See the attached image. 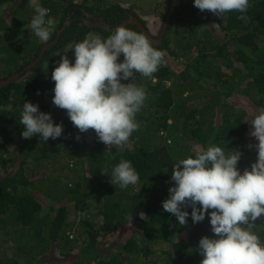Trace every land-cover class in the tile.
<instances>
[{"label": "trees", "instance_id": "1", "mask_svg": "<svg viewBox=\"0 0 264 264\" xmlns=\"http://www.w3.org/2000/svg\"><path fill=\"white\" fill-rule=\"evenodd\" d=\"M29 1L0 0V81L21 72L65 28L40 63L0 88V239L10 243L0 245V264H56L37 256L41 250L51 255L54 246L60 248L57 256L73 258L68 264H200L197 246L203 236H213L210 218L193 223L188 207L182 226L162 202L174 185L173 165L195 158L197 150L210 145L226 154L239 150L241 172L256 161L257 150L248 145L258 142L250 136V122L264 107V0H249L247 12L221 18L201 12L194 0L178 1L162 42L152 44L164 52V63L151 77L136 74L132 81L147 96L135 117L139 128L123 150L106 146L93 130L80 133L66 110L53 105L51 73L61 56L74 63L78 42L114 33L80 24L84 15L78 7L104 15L112 26L131 12L157 37L172 0L155 12L156 25L111 0H43L46 19L55 21L47 42L29 27L35 15ZM69 18L72 22L65 25ZM211 22L217 23V32ZM127 28L145 35L133 24ZM26 101L50 113L54 123L63 125V134L47 142L39 136L22 138ZM121 159L130 161L139 176L124 189L110 182ZM79 211L85 217L78 218ZM140 212L148 219H141ZM96 214L102 218L97 224ZM254 231L264 242V218ZM75 247L78 252L71 253Z\"/></svg>", "mask_w": 264, "mask_h": 264}, {"label": "clouds", "instance_id": "2", "mask_svg": "<svg viewBox=\"0 0 264 264\" xmlns=\"http://www.w3.org/2000/svg\"><path fill=\"white\" fill-rule=\"evenodd\" d=\"M30 6L36 14L29 27L47 42L55 21L46 19L49 9L39 0H30ZM249 6V0H194V7L201 12L220 18L233 11L245 13ZM127 27L118 26L106 39L93 36L78 42L73 49L74 63L61 56L51 73L53 105L66 110L80 133L93 130L100 142L121 150L139 128L135 117L147 96L146 90L132 81L136 74L151 77L165 61L163 51L155 49L145 35ZM128 80L131 82H122ZM250 123V136L258 141L248 145L257 150L250 169L241 172L237 167L242 155L239 150L226 154L216 145L197 150L195 158L190 156L173 165L170 179L174 185L162 202L163 210L182 226L187 224L188 207L193 223L204 221L206 215L210 218L213 236L199 240L197 251L203 257L200 264H264V242L254 231L257 220L264 218V107ZM20 124L24 126V139L39 136L47 142L63 134L62 124L54 123L50 113L39 111L37 104L27 101ZM138 180L132 163L125 159L113 168L110 178L121 189ZM139 215L148 219L143 212Z\"/></svg>", "mask_w": 264, "mask_h": 264}, {"label": "rangeland", "instance_id": "3", "mask_svg": "<svg viewBox=\"0 0 264 264\" xmlns=\"http://www.w3.org/2000/svg\"><path fill=\"white\" fill-rule=\"evenodd\" d=\"M43 0H39V3H40V5L42 6V7H45L46 6V4H44L43 2H42ZM55 1V0H54ZM168 0H111V4H115V3H119L121 6H124V7H126V8H132V9H134L135 11H137L138 13H139V15L140 16H142L144 19H147L148 21L150 20V23H155V25L156 24H158V22H157V17L156 16H154V15H156L157 13H159V12H161L162 11V9L164 8L163 7V3L165 4L166 2H167ZM80 2V1H79ZM95 2V1H94ZM93 2V3H94ZM96 3V2H95ZM85 4L87 5V6H89L86 2H85ZM29 7H30V9H31V11H34V9L30 6V1H29V5H28ZM6 8H8V6H4V9H6ZM78 8H80V7H78ZM82 8H84V7H82ZM88 8V10H90V9H92V7L90 6V7H87ZM190 8V7H189ZM85 10H86V8H84ZM157 9H159V11H157ZM193 9V8H192ZM109 10H112V8L110 7V8H108V9H105V10H103L104 12H106V11H109ZM87 11V10H86ZM35 12V11H34ZM155 12H157L156 14H155ZM36 14V13H35ZM85 14V12L83 11V15ZM73 16V14L71 13V15L69 16V17H72ZM84 17V16H83ZM69 20H71L70 18H69ZM71 22H72V20H71ZM210 24H212V29L214 30V31H216V30H218L219 28H218V26H217V23H215V22H211ZM154 24H153V27L155 26ZM163 27V26H162ZM162 29V28H161ZM217 32V31H216ZM182 62V61H181ZM3 63L4 62H1L0 61V67H2L3 66ZM0 70H1V68H0ZM90 143H91V139H90ZM3 150V149H2ZM20 153V152H19ZM6 155V154H5ZM26 167V169H27V172L26 173H28V172H30L29 170H30V167H27V166H25ZM14 170L16 171V166L14 165V168H11L10 169V172L12 173V172H14ZM2 173H5L4 172V170H2ZM97 211V210H96ZM94 212H95V209H94ZM77 217L78 218H82V217H85V215H84V212L83 211H79L78 212V215H77ZM93 218L95 219V221H96V224L97 223H99V222H101V220H102V218H101V215H98V214H96V215H94L93 216ZM73 233V236H71L72 238L73 237H76V232H72ZM0 245H3V246H9L10 245V243L7 241V242H5V241H2L1 239H0ZM63 250H66L64 247L62 248ZM8 250H11L10 248H8ZM59 250H60V248L59 247H52V249H51V252H53L51 255L50 254H48L49 252H50V250H45V251H43L42 252V250H41V253H39V255H37V256H39L40 258H42V260H44V261H53V263H56V264H68L69 262H70V260L72 259L73 260V258L72 257H70V256H67V255H63V256H61L60 254L57 256V253H59ZM71 253H77L78 252V248H74V250L73 251H70ZM50 259V260H49Z\"/></svg>", "mask_w": 264, "mask_h": 264}, {"label": "water", "instance_id": "4", "mask_svg": "<svg viewBox=\"0 0 264 264\" xmlns=\"http://www.w3.org/2000/svg\"><path fill=\"white\" fill-rule=\"evenodd\" d=\"M179 0H172L171 1V5L169 7V11L167 14V17L165 19V22L163 24V27L159 33V35L157 37H154L150 31L147 29V27L144 25V23L138 18V16L134 15V14H130L128 18H126L123 22L116 24L114 26H112L111 24H108V22L104 19V17H99L93 14H88V12L83 8V11L85 12V14L88 15V20L85 21V23L90 27H100V28H104L107 31H114L118 26H124L127 27L130 24H133L135 26L138 27V29H140L141 31H143V33L145 34V36L149 39V41L151 42V44L153 45H159L163 38L164 35L166 33V30L168 28V25L170 23L171 17L173 15V12L176 8V5L178 3ZM71 23V20H67L65 25H69ZM65 28V26H63V28L58 31L57 36L54 40L49 41L47 43H45L40 52L38 57L29 65H27L26 67H24L22 69L21 72L27 71L32 69L33 67H35L38 63H40V61L42 60V58L44 57V55L46 54V52L54 45L58 42L59 36L61 34V31ZM21 72H16L14 74H12L11 76H9L7 79L1 80L0 81V88L3 86H6L10 83H12L13 81H15L17 79L18 76H20Z\"/></svg>", "mask_w": 264, "mask_h": 264}, {"label": "flooded vegetation", "instance_id": "5", "mask_svg": "<svg viewBox=\"0 0 264 264\" xmlns=\"http://www.w3.org/2000/svg\"><path fill=\"white\" fill-rule=\"evenodd\" d=\"M80 9L83 11V8H82V7H80ZM87 12H88V11H87ZM88 14H90V15H91V14L96 15V14H94V13H89V12H88ZM130 14H133V13L129 12V15H130ZM134 15H135V14H134ZM96 16L104 17V19L107 21V19H106V17H105L104 15H96ZM128 17H129V16H128ZM128 17H127V18H128ZM81 20H82V21L80 22V24H86L85 21L88 20V15H87V14H84V17H81ZM107 22H108V21H107ZM108 24H110V23L108 22ZM86 25H87V24H86ZM87 26H88V25H87ZM90 27H93V26H90ZM98 28H100V27H98Z\"/></svg>", "mask_w": 264, "mask_h": 264}]
</instances>
